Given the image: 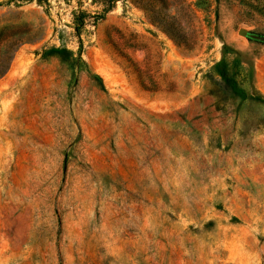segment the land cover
<instances>
[{
	"label": "rangeland",
	"instance_id": "rangeland-1",
	"mask_svg": "<svg viewBox=\"0 0 264 264\" xmlns=\"http://www.w3.org/2000/svg\"><path fill=\"white\" fill-rule=\"evenodd\" d=\"M0 264H264V0H0Z\"/></svg>",
	"mask_w": 264,
	"mask_h": 264
},
{
	"label": "trees",
	"instance_id": "trees-1",
	"mask_svg": "<svg viewBox=\"0 0 264 264\" xmlns=\"http://www.w3.org/2000/svg\"><path fill=\"white\" fill-rule=\"evenodd\" d=\"M170 20V22H169ZM161 23V22H160ZM165 23V22H164ZM166 23L167 24H164L162 25V27L164 28V31L170 36V38H172L176 43L178 44H184L186 46H190V44H188V40H187V37L185 35V33L183 32V28L181 27V24L180 22H178L176 20L175 17H170L168 16L167 17V20H166ZM79 27V26H78ZM170 27V28H169ZM173 27V28H171ZM136 35V34H135ZM126 45L129 44V41H126L125 42ZM137 43H133L132 46H136ZM189 48V47H188ZM121 55L123 57H126V55L121 52ZM67 64V66H71L72 68L75 66H81V60H79V63H76V62H64ZM134 64L132 63L130 65V67H134L133 70L134 72L138 75L139 79H140V82L142 84V86L144 88H146L147 90H151L150 87L147 86L146 82H145V79H144V74H145V71L143 70H140V68H138V66H133ZM92 80L94 81H97V86L104 89L105 90V86H104V82H103V79L97 75L96 73H92L90 74L89 76Z\"/></svg>",
	"mask_w": 264,
	"mask_h": 264
},
{
	"label": "water",
	"instance_id": "water-1",
	"mask_svg": "<svg viewBox=\"0 0 264 264\" xmlns=\"http://www.w3.org/2000/svg\"><path fill=\"white\" fill-rule=\"evenodd\" d=\"M241 34H246L247 32L245 30L240 31Z\"/></svg>",
	"mask_w": 264,
	"mask_h": 264
}]
</instances>
